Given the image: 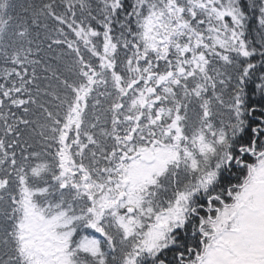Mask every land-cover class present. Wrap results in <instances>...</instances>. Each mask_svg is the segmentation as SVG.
Returning a JSON list of instances; mask_svg holds the SVG:
<instances>
[{"label": "snow or ice", "instance_id": "obj_1", "mask_svg": "<svg viewBox=\"0 0 264 264\" xmlns=\"http://www.w3.org/2000/svg\"><path fill=\"white\" fill-rule=\"evenodd\" d=\"M0 264H264V0H0Z\"/></svg>", "mask_w": 264, "mask_h": 264}]
</instances>
